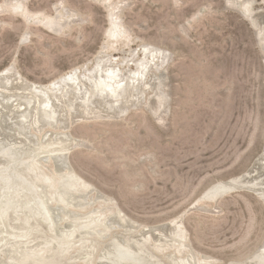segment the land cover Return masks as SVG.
I'll use <instances>...</instances> for the list:
<instances>
[{"label": "rangeland", "instance_id": "1", "mask_svg": "<svg viewBox=\"0 0 264 264\" xmlns=\"http://www.w3.org/2000/svg\"><path fill=\"white\" fill-rule=\"evenodd\" d=\"M59 4L77 15L59 33L46 30L41 16L25 17L51 16ZM13 6H20L19 14ZM112 10L124 35L107 40ZM25 32L27 42L19 44ZM143 44L171 55L168 120L163 115L160 127L139 109L120 121L79 122L70 130L83 144L69 160L130 218L150 225L177 217L261 153L264 0L246 9L242 0H0V70L15 63L32 82L47 83L90 61L103 45L119 57ZM203 205L211 211L187 209L182 219L198 252L228 262L263 243L264 207L254 195Z\"/></svg>", "mask_w": 264, "mask_h": 264}, {"label": "bare ground", "instance_id": "2", "mask_svg": "<svg viewBox=\"0 0 264 264\" xmlns=\"http://www.w3.org/2000/svg\"><path fill=\"white\" fill-rule=\"evenodd\" d=\"M60 5L51 16L25 17L41 16L46 30L59 33L77 16ZM19 7L11 9L19 14ZM115 12L107 15L104 39L124 35ZM100 48L47 83L24 78L15 63L0 70V264H264V241L245 258L223 262L195 250L182 225L188 210L211 211L202 202L232 194L250 193L264 207V143L242 173L213 183L177 217L150 225L76 172L69 154L83 142L71 133L75 124L120 121L144 109L163 127L167 114V51L143 44L116 57Z\"/></svg>", "mask_w": 264, "mask_h": 264}, {"label": "water", "instance_id": "3", "mask_svg": "<svg viewBox=\"0 0 264 264\" xmlns=\"http://www.w3.org/2000/svg\"><path fill=\"white\" fill-rule=\"evenodd\" d=\"M261 184H257V186L259 187ZM250 187H248V188H246V190H248V191H253L252 189H249ZM254 192V191H253ZM256 195H259L260 194V192H254ZM260 196V195H259ZM261 197V196H260ZM262 198V197H261ZM58 222H60V219L58 220ZM9 258V257H8Z\"/></svg>", "mask_w": 264, "mask_h": 264}, {"label": "trees", "instance_id": "4", "mask_svg": "<svg viewBox=\"0 0 264 264\" xmlns=\"http://www.w3.org/2000/svg\"><path fill=\"white\" fill-rule=\"evenodd\" d=\"M241 70V68H240V66L238 65L237 67H236V71L235 72H239Z\"/></svg>", "mask_w": 264, "mask_h": 264}]
</instances>
